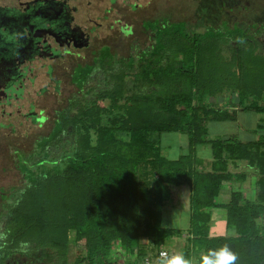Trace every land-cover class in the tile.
I'll return each instance as SVG.
<instances>
[{
	"label": "trees",
	"instance_id": "trees-1",
	"mask_svg": "<svg viewBox=\"0 0 264 264\" xmlns=\"http://www.w3.org/2000/svg\"><path fill=\"white\" fill-rule=\"evenodd\" d=\"M221 8L235 13L224 2ZM196 15L201 17L170 20L161 15L144 20L140 28L151 33L152 42L142 48L131 44V52L140 49L139 54L116 57L106 49L91 64L75 67L71 82L83 92H75L56 111L55 127L38 141L43 156L34 159L36 150L23 154L16 164L23 186L0 187V264L13 254L43 264L130 263L183 235L186 256L198 258L228 244L238 254L237 264H264V131L257 139L241 141L235 135L209 138L207 130L208 121L234 120L238 109L264 113V21L222 14L217 22H209L202 11ZM224 44L234 47L227 53ZM98 65L104 69L99 78L93 76ZM136 66L148 80L137 77L126 83V73ZM224 95L228 108L218 107V98ZM104 100L110 109L127 110L133 144L159 157L157 186L188 185L187 229L164 227L161 215L142 225L141 208L134 199L110 197L101 182L105 161L116 156L110 146L70 152L66 145L55 156L59 159L47 161L45 147L67 126L76 127L86 116L102 111ZM263 126L259 123L255 130ZM105 131L111 134L110 129ZM169 132L186 135L187 153L175 159L159 153L161 134ZM200 145L209 146L207 170L196 167ZM236 161L256 171L255 199L232 191L221 203L223 183L244 176L229 171L228 163ZM213 208L225 211L233 235L209 236ZM118 252L124 261L115 255Z\"/></svg>",
	"mask_w": 264,
	"mask_h": 264
},
{
	"label": "rangeland",
	"instance_id": "rangeland-1",
	"mask_svg": "<svg viewBox=\"0 0 264 264\" xmlns=\"http://www.w3.org/2000/svg\"><path fill=\"white\" fill-rule=\"evenodd\" d=\"M92 5L94 3L93 0ZM225 3L227 7L234 8V14L229 12L228 9L220 10L222 3ZM139 4L140 7L135 10L130 9L131 4ZM148 3L147 7L145 5ZM129 5V6H128ZM109 2L104 0L101 2L100 7H108ZM115 7V6H113ZM222 9V8H221ZM90 16L95 18L99 15L94 6L89 7ZM196 11L207 15V20L210 22H217L221 15L224 14L228 19L237 16V19L246 22H262L264 21V0H124L122 8V23H128L131 25L132 34L125 31L122 36L116 33V30H108L107 38L110 44H113V48L118 49L120 56H127L130 53L139 54L140 49L131 52L130 45L134 44L136 47L146 46L147 34L140 28V20L146 16H168L170 20H180L186 18H198L201 16L196 15ZM205 11V12H204ZM114 13V12H113ZM222 13V14H221ZM114 15V14H113ZM110 16V15H109ZM115 16V15H114ZM236 18V17H235ZM108 24L112 23L109 18ZM193 30V29H192ZM202 30V28H196L195 31ZM137 41V42H136ZM146 42V43H145ZM138 43V44H137ZM151 44V43H150ZM149 45V44H148ZM224 50L227 53L234 46L223 45ZM106 48L98 50V55L105 53ZM140 50V51H139ZM139 51V52H138ZM89 58V56L87 55ZM73 59H66L59 63V67L55 68L54 81L59 80L58 93L53 91V86L43 73L34 80V85H28L25 89L24 98H32L34 101L43 103V116L44 120L42 124L32 121L30 117L23 115L20 118L21 123H17L18 120L12 118V124L16 130L15 133L8 135V130L0 129V187L10 188L12 186L20 188L24 184V177L21 170L16 166L18 160L22 158L23 154L33 153L34 159H39L43 156V152L38 151V141H35L39 136L47 134L52 130L54 126V112L57 109L62 108L67 104L68 99L77 89L70 83L68 79V72L71 71L73 65ZM110 65V64H109ZM216 66L215 64L211 65ZM104 74V69L101 66H97L93 71L94 77H101ZM143 79L144 82L147 78H144L141 69L136 66L133 70L128 71L125 75L124 81L126 83L129 80L136 78ZM109 79L111 77L109 76ZM95 83V81H94ZM43 88L40 94L37 96L35 90ZM209 100H213L208 98ZM218 107L228 108V102L226 96L218 98ZM58 101V103H57ZM24 103L22 107V113L29 112L28 105L25 104V100H20L19 103ZM103 106L102 111H95L89 116L84 118L82 123H79L76 127L67 126L54 140L53 143L45 147V152L49 154L47 161L51 162L59 159L58 153L66 148L70 152L76 150L89 151L93 147H106L110 146L115 152L116 156L109 158L105 161L102 167V187L110 193V197L115 200L121 199L123 196L128 197L130 200L134 199L137 206L141 208L140 223L143 225L146 221H153L156 216L161 215L162 225L164 227L182 229L185 230L190 224V210H189V187L184 184L182 187L162 183L157 186L159 181L158 171L161 169V164L158 162V156L154 155L151 149H146L139 145L133 144L130 139V133L128 130L129 121L127 110L110 109L109 102L104 100L100 102ZM33 108V107H32ZM41 106L33 108L34 112ZM231 110V109H230ZM38 112V111H37ZM237 112H239L237 114ZM232 114V113H230ZM234 120H238L245 127L251 130L255 129L257 122L264 125V113H256L253 111H241L238 109L236 114L234 112ZM14 117V114L13 116ZM231 118H225L221 121H208L207 130L208 136L211 138L225 137L231 131L236 130V124ZM264 127V126H263ZM105 129H110L111 134L106 132ZM264 129L257 131H248L245 135L247 141L257 139L258 135L262 133ZM51 132V131H50ZM49 132V133H50ZM40 139V138H39ZM161 149L159 153L167 158L175 159L182 153H187V137L185 134L179 132H169L161 134ZM164 145L166 147H164ZM170 147V149H169ZM199 150H208V145H200L196 147V153ZM17 151V152H16ZM207 153L209 151H206ZM22 153V154H21ZM197 155V154H196ZM55 156H58L57 158ZM198 157V156H197ZM197 168L199 170H207L209 167L203 163V159L198 157ZM47 168V167H46ZM255 178H250V182L253 184L248 185V198L255 199L257 193V174L254 173ZM228 182V181H226ZM224 182L223 185L226 183ZM255 185V186H254ZM181 186V185H180ZM139 196V197H138ZM160 213V214H159ZM223 210H212L211 217L213 219L225 218ZM264 219L261 220L263 222ZM214 227H210V234L213 236L227 235L221 223L214 222ZM74 231L69 232L70 240L73 239ZM186 238L183 235L182 238L166 241L165 249L182 251ZM154 249V247H153ZM75 250L71 248V259ZM120 253H115L118 257ZM122 260V259H121ZM2 264H43L34 262L32 259L20 254H13L9 256Z\"/></svg>",
	"mask_w": 264,
	"mask_h": 264
},
{
	"label": "flooded vegetation",
	"instance_id": "flooded-vegetation-1",
	"mask_svg": "<svg viewBox=\"0 0 264 264\" xmlns=\"http://www.w3.org/2000/svg\"><path fill=\"white\" fill-rule=\"evenodd\" d=\"M93 1L92 5L91 0H0V129L8 130V135L16 132L12 118L19 124L25 115L42 124L43 103L24 98L25 89L34 85L39 74L44 73L53 91L58 93L59 80L53 79L60 62L74 60L68 72L73 85L75 67L94 62L101 48L120 56L117 47L108 42L107 32L115 29L123 37L132 34L131 25L122 23L124 0H104L109 2L108 7H100L103 0ZM90 6L99 12L95 18L90 16ZM139 7V4L130 5L131 10ZM109 18L112 23L108 24ZM149 18L154 17H142L140 24ZM146 34L150 45L152 35L148 31ZM42 90L36 89V95ZM23 99L29 108L25 114L21 110L24 103H19ZM38 106L42 108L34 112L33 108Z\"/></svg>",
	"mask_w": 264,
	"mask_h": 264
},
{
	"label": "crops",
	"instance_id": "crops-1",
	"mask_svg": "<svg viewBox=\"0 0 264 264\" xmlns=\"http://www.w3.org/2000/svg\"><path fill=\"white\" fill-rule=\"evenodd\" d=\"M239 112H237L238 114ZM231 122H234L236 124V130L235 131H231V133L228 134L229 135H235L239 140L241 141H247L245 139V135L247 134L248 131H256L255 129L257 128V125L260 123L257 122V124L255 125V129L251 130V128H247L245 127L241 122L238 123V120H234V121H231ZM209 137V136H208ZM211 138V137H209ZM204 146V145H202ZM164 147H166L164 145ZM170 149V147H169ZM206 151H209L208 153ZM197 156L201 159H203V163H205V165L208 166L209 164V161H210V158H211V154H210V150H209V146H208V150H199L198 153H196ZM228 169L230 172H237V173H242L244 176L243 177H238L236 180L234 179L233 181H228L226 182L223 187H222V190L219 194V198H218V201H220L221 203H225L229 200V197H230V194L232 191H240L243 193V195L247 198H248V189H249V186L248 185H252L253 182H250V178L252 177V179L255 178L254 176V173H256V171L249 167L248 165H246L245 162L243 161H236V162H229L228 163ZM255 186V185H254ZM179 187H182L179 186ZM223 210V209H217V208H213L210 210V220H209V230H208V234L209 236H213L212 234H210V227H214L213 226V223L214 222H219L221 223V226L219 227H223L224 231L227 232L228 234L227 235H233V231H231V229H229L226 225V221H225V218H226V213H225V218L223 220V218L221 219H213L211 217V211L212 210ZM218 236H221V235H218ZM225 236V235H223ZM174 240V239H172ZM166 244V243H165Z\"/></svg>",
	"mask_w": 264,
	"mask_h": 264
},
{
	"label": "clouds",
	"instance_id": "clouds-1",
	"mask_svg": "<svg viewBox=\"0 0 264 264\" xmlns=\"http://www.w3.org/2000/svg\"><path fill=\"white\" fill-rule=\"evenodd\" d=\"M3 238V234H0ZM238 254L228 245L215 249H208L198 258L186 256L182 251L168 254L164 252L159 257L157 264H237Z\"/></svg>",
	"mask_w": 264,
	"mask_h": 264
},
{
	"label": "built area",
	"instance_id": "built-area-1",
	"mask_svg": "<svg viewBox=\"0 0 264 264\" xmlns=\"http://www.w3.org/2000/svg\"><path fill=\"white\" fill-rule=\"evenodd\" d=\"M164 252H167L168 254H171V253H173L175 251L174 250L165 249V248H161V249L155 250L153 254H148V255L144 256L139 261H134L133 260L134 258L131 257L130 260L131 261L133 260L132 262H130V263L123 262L121 264H157V261H158L159 257ZM120 259H122L124 261V258H122V255H120Z\"/></svg>",
	"mask_w": 264,
	"mask_h": 264
}]
</instances>
